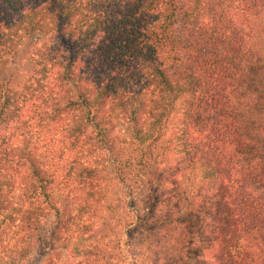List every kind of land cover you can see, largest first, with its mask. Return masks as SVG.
Instances as JSON below:
<instances>
[{
  "label": "trees",
  "instance_id": "obj_1",
  "mask_svg": "<svg viewBox=\"0 0 264 264\" xmlns=\"http://www.w3.org/2000/svg\"><path fill=\"white\" fill-rule=\"evenodd\" d=\"M0 130V264H160V203L173 256L264 264V0H0ZM118 190L134 215L101 229Z\"/></svg>",
  "mask_w": 264,
  "mask_h": 264
},
{
  "label": "rangeland",
  "instance_id": "obj_2",
  "mask_svg": "<svg viewBox=\"0 0 264 264\" xmlns=\"http://www.w3.org/2000/svg\"><path fill=\"white\" fill-rule=\"evenodd\" d=\"M48 43L49 42L46 39H40L37 37L26 39L24 44L19 49V53L17 56L13 58V63L10 66V78L11 80H21L27 73H28V66H27V60L31 53H33L36 46H38L41 43ZM62 46L63 44L60 43ZM59 44V45H60ZM28 111V110H27ZM59 130L58 126L54 123L50 124V130H42L40 133H36V137H38V144L41 148L47 147L48 149H51L55 155H57V152L60 150V144H61V136H55L52 137L53 133L57 132ZM7 133V131L0 130V134ZM73 156V153H64L63 159H61L63 164L68 163ZM57 156H54L56 158ZM56 160H58L56 158ZM60 160V159H59ZM169 192H175V189L170 190ZM125 202V204H123ZM161 204V203H160ZM151 205L149 214L152 215L153 220L151 219L149 226L143 227V230L145 232V236L150 238L151 245L155 246L154 248L156 250H159L157 255H160L163 257V261L160 262V264H197L198 262L200 264H211L209 259L207 261H201L197 259V257L200 254L201 247L203 248L206 245V242H201L200 244L197 243L195 248L188 249V252L183 254V258L179 255H172L173 252V245L172 241L170 240V236L174 237V235H171L170 231L162 233L160 231V228L163 227L162 225L168 220V217L172 213V210L175 211L177 206L175 204L171 206H165L161 207V205ZM108 205L112 206V211H106L100 214V228H106V226H111L114 222V218L118 217L120 220H130V217L134 215V205L131 202L130 198H126L125 194H123L120 190H118L116 193H113L111 197L109 198ZM125 208H124V206ZM129 217V218H128ZM132 218V217H131ZM162 220V221H160ZM197 223V218L189 217L186 222L182 225V231L183 233H187L188 236L192 235L195 231ZM123 230V233L125 234L127 229ZM164 228V227H163ZM140 231V230H139ZM193 237V236H192ZM141 238L140 233L137 234V241H139ZM124 240H128L126 236H123ZM136 241V242H137ZM198 241V240H197ZM136 244V243H135ZM127 248V247H126ZM55 251L59 252V256L55 257L56 262L54 264H73L76 263V259L72 258L70 254L66 251V247H57ZM156 252V251H155ZM52 253H39L36 254L33 259L31 260L30 264H42V261L47 256L51 255ZM170 255V256H169ZM173 257H172V256ZM128 256L130 254L128 253ZM155 260L153 256H151ZM182 258V259H181ZM130 257H128V262H130ZM158 263V262H157Z\"/></svg>",
  "mask_w": 264,
  "mask_h": 264
}]
</instances>
